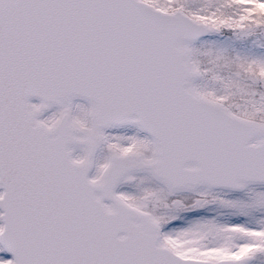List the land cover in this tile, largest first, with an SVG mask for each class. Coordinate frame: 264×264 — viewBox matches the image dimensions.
<instances>
[{"label": "snow or ice", "instance_id": "6c2138e0", "mask_svg": "<svg viewBox=\"0 0 264 264\" xmlns=\"http://www.w3.org/2000/svg\"><path fill=\"white\" fill-rule=\"evenodd\" d=\"M0 264H264V0H0Z\"/></svg>", "mask_w": 264, "mask_h": 264}]
</instances>
